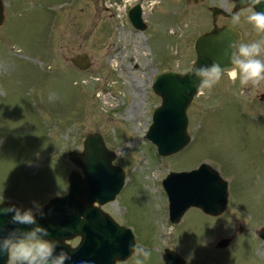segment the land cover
I'll return each instance as SVG.
<instances>
[{"label":"rangeland","instance_id":"1","mask_svg":"<svg viewBox=\"0 0 264 264\" xmlns=\"http://www.w3.org/2000/svg\"><path fill=\"white\" fill-rule=\"evenodd\" d=\"M119 1L3 0L0 203L35 214L36 205L41 209L65 196L69 173L83 175L68 154L83 152L87 135L97 133L126 173L121 194L102 209L137 241L135 254L118 264H165V249L186 264H264V240L258 236L264 227V81L242 86L225 74L204 89L188 111L192 140L179 154L162 157L145 138L162 102L153 93L155 76L188 72L197 57L195 41L213 29L209 9L230 13L235 5L155 0L142 33L124 21L127 1ZM105 5L113 6L107 11ZM252 10H241L239 21L218 24L237 27L239 44L264 39L247 20ZM82 53L92 63L84 72L70 61ZM203 163L228 182L227 210L212 217L193 208L174 225L163 182L172 172ZM223 239L231 244L222 250L217 247Z\"/></svg>","mask_w":264,"mask_h":264},{"label":"water","instance_id":"2","mask_svg":"<svg viewBox=\"0 0 264 264\" xmlns=\"http://www.w3.org/2000/svg\"><path fill=\"white\" fill-rule=\"evenodd\" d=\"M190 4L203 3L206 0H187ZM236 4L232 13L224 8L210 9L213 18V29L200 36L195 42L196 60L192 68L210 66L220 63L222 68L230 67L224 52L228 45L238 46L241 33L232 25L220 27L221 18L231 20L242 9L252 7L264 11V0L259 5H250L242 0H231ZM5 7L0 0V29L5 22ZM129 20L138 31H146L148 26L142 18V9L137 5L129 12ZM71 63L80 71L91 68V59L87 53L75 55ZM195 80L190 71L178 73L164 71L155 76L153 91L161 98V105L154 111L153 124L147 139L157 146L162 157H170L183 151L191 142L189 135L188 111L200 94L194 86ZM264 100V95H262ZM69 160L78 166L82 174L72 171L69 175V191L64 197H56L38 211L35 216L39 226L50 233L48 240L58 241L56 254L61 251L68 259L65 264H117L125 262L136 251V239L131 229L117 224L110 215L104 213L100 206L116 200L124 188L126 174L123 169L114 165L115 152L107 148L102 136L88 134L84 141V151H73L68 154ZM170 203V220L179 224L184 215L192 208L203 211L212 217L221 216L228 206L229 187L220 173L209 164H202L190 172L170 173L163 182ZM98 204L99 207L95 206ZM14 206L10 202L0 204V209ZM12 214L0 213V240L9 234L19 235L34 226L13 224ZM243 228H240L242 232ZM264 240V227L258 232ZM81 237L80 245L73 249L67 242ZM230 239L219 242V249L228 248ZM166 264H186L176 252L166 249L163 256ZM7 252L0 253V264H8Z\"/></svg>","mask_w":264,"mask_h":264},{"label":"clouds","instance_id":"3","mask_svg":"<svg viewBox=\"0 0 264 264\" xmlns=\"http://www.w3.org/2000/svg\"><path fill=\"white\" fill-rule=\"evenodd\" d=\"M250 5H259L262 0H242ZM239 21V16L235 17ZM257 32L264 33V11L252 10L247 17ZM264 39L249 44L241 43L238 46L228 45L224 52V57L228 59L230 67L222 68L220 63L214 62L210 66H200L191 68L190 74L199 83L194 86L198 94H203L204 89L211 90L221 81L226 74L227 77L239 82L242 86L248 84L258 85L264 81ZM37 211L40 206L36 205ZM4 215L12 214L13 224L34 226L27 231H21L19 235L9 234L6 238L0 240V253L7 252L10 264H65L68 259L62 251L56 254L59 242L48 240L45 237L50 233L46 228L38 225L36 216L32 209L20 210L14 206L0 209ZM143 256L148 257L144 252ZM136 264H143V261L137 260Z\"/></svg>","mask_w":264,"mask_h":264},{"label":"flooded vegetation","instance_id":"4","mask_svg":"<svg viewBox=\"0 0 264 264\" xmlns=\"http://www.w3.org/2000/svg\"><path fill=\"white\" fill-rule=\"evenodd\" d=\"M231 3H233V2H231ZM233 5H234V3H233Z\"/></svg>","mask_w":264,"mask_h":264}]
</instances>
